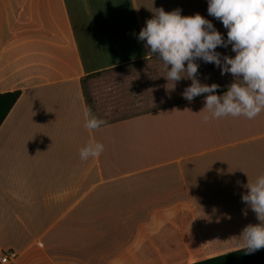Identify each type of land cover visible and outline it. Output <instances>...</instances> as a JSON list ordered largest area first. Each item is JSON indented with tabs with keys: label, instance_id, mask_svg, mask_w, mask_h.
I'll list each match as a JSON object with an SVG mask.
<instances>
[{
	"label": "crops",
	"instance_id": "0c3cea01",
	"mask_svg": "<svg viewBox=\"0 0 264 264\" xmlns=\"http://www.w3.org/2000/svg\"><path fill=\"white\" fill-rule=\"evenodd\" d=\"M161 7L227 40L207 0H0V93L22 92L0 127V259L192 264L239 250L258 223L241 197L264 174V111L204 121V95L183 98L191 80L173 87L138 40ZM196 62L223 95L232 75ZM89 108L106 121L95 132ZM90 140L104 151L83 161Z\"/></svg>",
	"mask_w": 264,
	"mask_h": 264
},
{
	"label": "clouds",
	"instance_id": "9594fccd",
	"mask_svg": "<svg viewBox=\"0 0 264 264\" xmlns=\"http://www.w3.org/2000/svg\"><path fill=\"white\" fill-rule=\"evenodd\" d=\"M207 3L208 14L227 29V40L199 13L182 16L179 8L165 12L162 7L155 9L153 18L145 21L138 40L145 42L147 56L158 57L162 62L164 78L173 87L182 79L191 80L182 93L183 98L191 102L204 95L205 107L201 112L208 113L205 122L228 116L254 119L264 111V0H207ZM229 45L234 57L216 51ZM197 60L214 64L221 75H232L233 82L223 95L215 94L219 85L200 83ZM105 124L90 108L85 110L87 130L95 132ZM103 151L102 143L90 140L79 149V156L86 161L99 157ZM244 187L247 192L242 195V202L255 213L258 223L242 229L237 247L253 254L264 249V174Z\"/></svg>",
	"mask_w": 264,
	"mask_h": 264
},
{
	"label": "trees",
	"instance_id": "16d2710c",
	"mask_svg": "<svg viewBox=\"0 0 264 264\" xmlns=\"http://www.w3.org/2000/svg\"><path fill=\"white\" fill-rule=\"evenodd\" d=\"M21 94L22 92L20 90L0 93V127L17 103ZM192 264H264V249H260L253 254H246L243 250L239 249Z\"/></svg>",
	"mask_w": 264,
	"mask_h": 264
},
{
	"label": "built area",
	"instance_id": "2783aa9c",
	"mask_svg": "<svg viewBox=\"0 0 264 264\" xmlns=\"http://www.w3.org/2000/svg\"><path fill=\"white\" fill-rule=\"evenodd\" d=\"M18 255L13 251H7L2 254L0 259L1 264H11L12 262L16 261Z\"/></svg>",
	"mask_w": 264,
	"mask_h": 264
},
{
	"label": "rangeland",
	"instance_id": "374dc122",
	"mask_svg": "<svg viewBox=\"0 0 264 264\" xmlns=\"http://www.w3.org/2000/svg\"><path fill=\"white\" fill-rule=\"evenodd\" d=\"M19 257L20 256H18L17 260L12 262L11 264H22V260H24V259L22 257H20V258ZM37 259H38L37 253L36 254L34 253V255L30 256L28 259H26L27 261L25 260L26 262H24L23 264H29L30 261H36Z\"/></svg>",
	"mask_w": 264,
	"mask_h": 264
}]
</instances>
